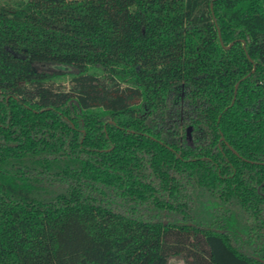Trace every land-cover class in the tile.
<instances>
[{
  "label": "trees",
  "instance_id": "1",
  "mask_svg": "<svg viewBox=\"0 0 264 264\" xmlns=\"http://www.w3.org/2000/svg\"><path fill=\"white\" fill-rule=\"evenodd\" d=\"M173 256L264 264V0H0V264Z\"/></svg>",
  "mask_w": 264,
  "mask_h": 264
},
{
  "label": "rangeland",
  "instance_id": "2",
  "mask_svg": "<svg viewBox=\"0 0 264 264\" xmlns=\"http://www.w3.org/2000/svg\"><path fill=\"white\" fill-rule=\"evenodd\" d=\"M111 60H112V62L118 61V58H117L115 52L111 54ZM107 78H108L107 74H104L103 76L100 77L101 80H106ZM71 85H72V83L69 82L68 80L61 84V86L64 87L65 89H69L71 87ZM168 264H186V263L182 257L173 256L170 258Z\"/></svg>",
  "mask_w": 264,
  "mask_h": 264
},
{
  "label": "water",
  "instance_id": "3",
  "mask_svg": "<svg viewBox=\"0 0 264 264\" xmlns=\"http://www.w3.org/2000/svg\"><path fill=\"white\" fill-rule=\"evenodd\" d=\"M211 9L213 10V3H211ZM220 39H221V35H220ZM221 43H222V45L225 47V48H229L230 47V45H225L224 43H223V40L221 39ZM244 46H245V43H244ZM237 86H238V84L236 85V88H237ZM192 129V127L191 126H189L188 127V131H190ZM190 133V132H189ZM262 261L264 262V259H262Z\"/></svg>",
  "mask_w": 264,
  "mask_h": 264
}]
</instances>
